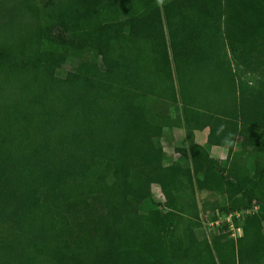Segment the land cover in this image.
Instances as JSON below:
<instances>
[{"label":"trees","instance_id":"trees-1","mask_svg":"<svg viewBox=\"0 0 264 264\" xmlns=\"http://www.w3.org/2000/svg\"><path fill=\"white\" fill-rule=\"evenodd\" d=\"M56 58L73 69L60 77ZM172 129L186 146L157 167ZM204 129L227 166L195 143ZM152 185L166 210L141 214ZM185 187L258 211L235 240H200L194 217L174 243ZM179 256L264 259V0H0V264Z\"/></svg>","mask_w":264,"mask_h":264},{"label":"rangeland","instance_id":"rangeland-1","mask_svg":"<svg viewBox=\"0 0 264 264\" xmlns=\"http://www.w3.org/2000/svg\"><path fill=\"white\" fill-rule=\"evenodd\" d=\"M132 35L135 36H143V33L136 32L135 30L132 32ZM54 65L58 70V75L60 77L65 76V74L73 69L71 63L62 58H56ZM235 69L234 66H232ZM242 71V70H241ZM240 70L237 73V78L240 80L241 85L246 87L248 85V76ZM254 84V83H253ZM190 121V120H188ZM183 131V130H181ZM184 133V132H183ZM166 136V133H165ZM161 143L166 151V160L164 162H157V167L164 166L170 164L173 159L181 158L177 156L174 151V146L184 144L183 138L179 141L175 140V144L169 142L168 140H161ZM238 148V147H236ZM216 149V148H215ZM213 157L220 158L218 159L222 166H227L231 155H229L227 146H222L218 148L217 151L213 152ZM261 157V155H260ZM181 160V159H180ZM250 164V163H249ZM168 192L166 186L163 185H152L151 186V197L144 201L140 207L139 212L141 214H146L150 210L157 209L165 211V194ZM198 193V192H197ZM191 191L189 187H185L180 191V194L177 198H175V226H174V234L172 235L173 242H177L178 238L183 235V233L188 230V225L194 217L197 218V221L200 223V226L195 230L197 237L201 240L206 238L210 240L213 235L224 234L228 236L230 239H237V234L240 231L238 229L242 226L243 216L239 218L233 217L231 219V223H229L226 218L230 214H226L220 211V208L225 207L228 203L227 196L225 194L218 193H198ZM233 214V213H231ZM218 218L221 220L219 226H216L214 223ZM234 219V220H233ZM225 225L226 228H222ZM241 229V228H240ZM177 264H197L195 261L191 262L183 257L179 256L177 259ZM249 264V263H246ZM256 264H264V259Z\"/></svg>","mask_w":264,"mask_h":264},{"label":"crops","instance_id":"crops-1","mask_svg":"<svg viewBox=\"0 0 264 264\" xmlns=\"http://www.w3.org/2000/svg\"><path fill=\"white\" fill-rule=\"evenodd\" d=\"M207 135H208V130L207 129H204L203 131H201V132H195V134H194V138H195V143L196 144H198V145H200V146H203V147H205L206 149H207V151L209 152V154H210V156L212 157V158H215V159H220V158H216V157H213V152H215V151H217V149L218 148H221L222 146H219V147H215V146H212V147H209V146H207L206 145V141H207ZM183 138V141H184V144H180V145H175L174 146V148L175 147H180V148H184L185 146H186V140H185V136H184V133H183V131H181L180 129H172V130H169V131H166V136L163 138L164 140L166 139V140H168L169 142H171V143H174L175 144V140H181ZM216 148V149H215ZM163 149H164V147H163ZM164 152H165V154H166V151H165V149H164ZM177 154V153H176ZM166 156H167V154H166ZM177 156H179L180 157V155L179 154H177ZM179 158H174L173 159V161L172 162H174V161H177ZM171 162V163H172ZM168 165V164H167ZM196 193L198 192V193H203V192H208V193H211V192H209V191H206V190H202V191H195ZM197 193V194H198ZM238 231H240L239 232V234H237V238H239V237H241L242 236V231H241V229L239 228L238 229Z\"/></svg>","mask_w":264,"mask_h":264},{"label":"built area","instance_id":"built-area-1","mask_svg":"<svg viewBox=\"0 0 264 264\" xmlns=\"http://www.w3.org/2000/svg\"><path fill=\"white\" fill-rule=\"evenodd\" d=\"M258 211V208L257 207H253L252 209H249V210H245V211H241V212H235L233 214H230L229 216H227L226 220L231 223V219L233 217L235 218H239L240 216H243V215H247V214H251V213H255ZM220 219L218 218L217 220L214 221L215 225L216 226H219V223H220Z\"/></svg>","mask_w":264,"mask_h":264}]
</instances>
